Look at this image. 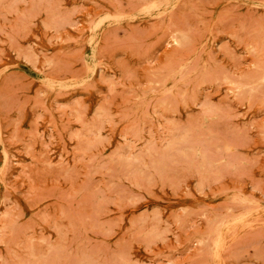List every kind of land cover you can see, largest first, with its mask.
<instances>
[{
  "label": "rangeland",
  "instance_id": "374dc122",
  "mask_svg": "<svg viewBox=\"0 0 264 264\" xmlns=\"http://www.w3.org/2000/svg\"><path fill=\"white\" fill-rule=\"evenodd\" d=\"M0 264H264V0H0Z\"/></svg>",
  "mask_w": 264,
  "mask_h": 264
}]
</instances>
